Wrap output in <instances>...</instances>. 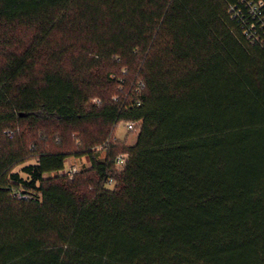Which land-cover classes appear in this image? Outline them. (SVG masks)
Segmentation results:
<instances>
[{
    "label": "trees",
    "instance_id": "obj_1",
    "mask_svg": "<svg viewBox=\"0 0 264 264\" xmlns=\"http://www.w3.org/2000/svg\"><path fill=\"white\" fill-rule=\"evenodd\" d=\"M246 4L0 0V264H264ZM72 156L91 165L58 174Z\"/></svg>",
    "mask_w": 264,
    "mask_h": 264
},
{
    "label": "built area",
    "instance_id": "obj_2",
    "mask_svg": "<svg viewBox=\"0 0 264 264\" xmlns=\"http://www.w3.org/2000/svg\"><path fill=\"white\" fill-rule=\"evenodd\" d=\"M243 2H247L246 7L248 12L253 17L254 21L250 24V26L246 29V34L249 36V38L252 40V42H263V35L261 34V31L257 28V25L255 24V21L257 20L259 24L261 25V29H264V0H259L258 2H250L247 0H242ZM240 12H235L234 16H238ZM145 87L144 80H141L139 82V90L143 89ZM93 103H97L98 100L96 98L92 99ZM126 125L127 129L133 130L135 128V123L131 121H123ZM108 142V141H107ZM103 147H101L102 149ZM128 154L127 153H120L117 155L116 163L118 167H122L125 162L127 161ZM81 171L80 168L77 167V165H71L68 164L63 170H60L58 174H66L70 177H73L75 173Z\"/></svg>",
    "mask_w": 264,
    "mask_h": 264
},
{
    "label": "rangeland",
    "instance_id": "obj_3",
    "mask_svg": "<svg viewBox=\"0 0 264 264\" xmlns=\"http://www.w3.org/2000/svg\"><path fill=\"white\" fill-rule=\"evenodd\" d=\"M114 133H115L114 136L116 138L124 140L126 142V144H128V145L134 144L137 140V135H138L137 131H135V132L129 131L127 129L126 125L124 124V122H121L118 124ZM32 162H34V160L18 165L13 170V172H21L22 168L25 165L32 163ZM68 164L77 165L78 168L83 170V169H85L91 165V161L87 156H80V157L79 156H72L68 159ZM21 175L24 177L26 176V174L23 172H21Z\"/></svg>",
    "mask_w": 264,
    "mask_h": 264
}]
</instances>
